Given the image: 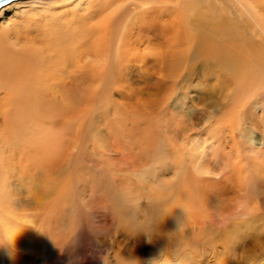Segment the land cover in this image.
<instances>
[{"label": "rangeland", "instance_id": "rangeland-1", "mask_svg": "<svg viewBox=\"0 0 264 264\" xmlns=\"http://www.w3.org/2000/svg\"><path fill=\"white\" fill-rule=\"evenodd\" d=\"M27 1L1 8L0 23L29 10ZM251 1L262 0L198 2L179 40L150 23L149 41L115 57L128 68L58 87L33 128L0 130V264H264V178L225 180L227 199L214 205L203 183L218 178L203 168L214 164L206 112L195 127L206 132L192 138L203 160L187 154L184 167L192 183L172 173L186 156L175 130L187 128L182 117L195 104L225 115L239 102L243 128L259 102L264 123V18ZM192 184L200 195L185 190Z\"/></svg>", "mask_w": 264, "mask_h": 264}, {"label": "bare ground", "instance_id": "bare-ground-1", "mask_svg": "<svg viewBox=\"0 0 264 264\" xmlns=\"http://www.w3.org/2000/svg\"><path fill=\"white\" fill-rule=\"evenodd\" d=\"M14 1L24 0L3 3L0 9ZM204 1L212 0H42V5L29 0L22 3L20 6L28 5L30 9L17 11L19 16L0 23V86L8 89L6 93L0 92V130L33 128L41 116L51 113L58 87L67 90L68 85L74 81L96 84L100 76L97 72L128 68L127 63H118L115 57L121 59L133 53L137 41L144 37L143 41H149L150 23L162 25L163 34L165 32L171 39L179 40L186 32L187 16L196 13L198 2ZM251 3L250 8L258 11L259 16L264 18V0L261 3ZM241 7L248 10L245 5L241 4ZM215 9L214 6L210 8L211 11ZM198 26L211 30L210 26ZM72 60L75 61V68L68 71ZM228 65L235 74L236 64L229 62ZM86 68L93 70L90 77L68 74ZM45 95L48 102L45 101ZM234 102H231L232 105ZM26 106L34 108L30 117L25 114ZM194 107L195 110L184 115L187 118L182 117L187 128L184 129L183 126L182 129L175 130L176 139L183 135L185 147L183 150L180 146L177 153L185 151L183 155L186 156L181 162H176L172 173L180 183H192V178L184 167L188 159L193 157L199 162L203 160V154L192 138H197L196 135L203 132L204 129L196 131L195 127L199 125L200 114L204 115L206 112L207 115L202 120L212 121L210 123L213 124V127L209 125L208 128L211 127L215 138L214 155L211 158L214 159V164L203 168L208 174H214L218 178L206 176L203 177V183H207L206 192L208 189L209 193L215 194V200L212 201L214 205L221 207L227 199L224 197L225 191L229 189L227 180L236 183L238 180L249 182L251 179L264 178V167L261 166L264 163V123L259 122L263 108L258 102L255 112L258 117L255 113L250 117L244 114L248 118V126L241 128L244 122L240 119L242 106L239 102L231 106L233 110L230 114L225 115V109L215 115L207 112L209 107L203 103L195 104ZM224 117L225 123L222 121ZM25 118H29L30 123ZM186 132L195 136L188 138ZM210 139L199 141L203 144V150L209 147ZM196 155L201 157H195ZM221 160L219 165L217 162ZM193 185L185 190L192 196H198V192L200 195V188ZM241 187L234 188V193L238 195ZM165 189L168 190L167 187ZM177 220L178 215L174 218V221Z\"/></svg>", "mask_w": 264, "mask_h": 264}, {"label": "snow or ice", "instance_id": "snow-or-ice-1", "mask_svg": "<svg viewBox=\"0 0 264 264\" xmlns=\"http://www.w3.org/2000/svg\"><path fill=\"white\" fill-rule=\"evenodd\" d=\"M0 2L7 3L8 0H0Z\"/></svg>", "mask_w": 264, "mask_h": 264}, {"label": "water", "instance_id": "water-1", "mask_svg": "<svg viewBox=\"0 0 264 264\" xmlns=\"http://www.w3.org/2000/svg\"><path fill=\"white\" fill-rule=\"evenodd\" d=\"M11 1V0H8V2ZM3 4V2H0V5Z\"/></svg>", "mask_w": 264, "mask_h": 264}]
</instances>
